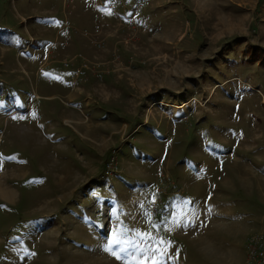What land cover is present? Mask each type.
<instances>
[{"label":"rangeland","instance_id":"374dc122","mask_svg":"<svg viewBox=\"0 0 264 264\" xmlns=\"http://www.w3.org/2000/svg\"><path fill=\"white\" fill-rule=\"evenodd\" d=\"M0 264H264V0H0Z\"/></svg>","mask_w":264,"mask_h":264},{"label":"bare ground","instance_id":"6f19581e","mask_svg":"<svg viewBox=\"0 0 264 264\" xmlns=\"http://www.w3.org/2000/svg\"><path fill=\"white\" fill-rule=\"evenodd\" d=\"M4 188V187H3ZM6 189V188H5ZM12 191V190H11ZM4 192V191H3ZM12 194V193H11ZM48 240H49V238H48ZM53 241V240H52ZM46 242V241H45ZM50 243V242H49Z\"/></svg>","mask_w":264,"mask_h":264}]
</instances>
